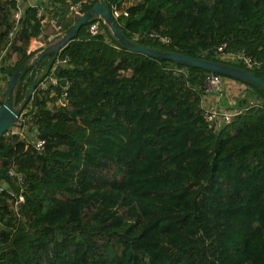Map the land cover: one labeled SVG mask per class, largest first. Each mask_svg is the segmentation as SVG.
I'll use <instances>...</instances> for the list:
<instances>
[{"label":"trees","instance_id":"1","mask_svg":"<svg viewBox=\"0 0 264 264\" xmlns=\"http://www.w3.org/2000/svg\"><path fill=\"white\" fill-rule=\"evenodd\" d=\"M44 1L43 16L28 5L16 22L15 4L0 0V106L21 70L10 99L26 133L0 140V264H264V90L227 77L245 88L226 100L229 122H208L200 96L211 72L133 52L96 15L32 61L45 18L67 34L80 18L72 5L130 2ZM127 10L113 18L130 42L264 79V0H139ZM8 47L16 60L1 58ZM51 74L64 90L40 87Z\"/></svg>","mask_w":264,"mask_h":264},{"label":"water","instance_id":"2","mask_svg":"<svg viewBox=\"0 0 264 264\" xmlns=\"http://www.w3.org/2000/svg\"><path fill=\"white\" fill-rule=\"evenodd\" d=\"M99 15L101 16L110 26L113 31L114 36L120 42L123 47L128 48L133 52L142 53L153 58H162L166 60H170L176 63H181L186 66L201 68L203 70L209 71L211 73H216L222 75L224 77H230L233 79L242 80L245 82H249L261 89L264 90V79L259 78L253 71H250L245 68L231 66L229 64L211 61L203 58H194L180 52L169 51V50H156L149 46L137 45L130 42L123 34V31L120 27L116 26L115 19L111 14L110 5L106 2L99 1L97 2L92 9L87 11L83 16L79 18V20L75 23L72 29L64 35L62 40L58 43L52 45L50 48L46 49L42 55L38 58L37 61H40L45 55L48 53L60 50L65 47L71 40H73L77 32L85 25L88 21H90L93 16ZM21 70L16 71L11 77L9 86H8V98L4 101V103L0 106V140L5 135L7 131H9L13 127H21L22 124H18V119L20 118V114L18 110L13 106L10 96L13 94L17 81L19 79ZM133 74V71L130 72ZM62 85L66 84V80H61ZM37 84L32 86L30 93L26 98V102L33 96L36 90ZM5 188V185H3Z\"/></svg>","mask_w":264,"mask_h":264},{"label":"built area","instance_id":"3","mask_svg":"<svg viewBox=\"0 0 264 264\" xmlns=\"http://www.w3.org/2000/svg\"><path fill=\"white\" fill-rule=\"evenodd\" d=\"M10 2L14 3L16 6V11L14 14V20L16 22H18L22 16V13L24 11V9L26 8V6L28 5H32L36 8L37 11V15L39 17L43 16L45 14L44 12V8L43 6L40 4L43 0H9ZM84 2H86V0H84ZM128 6L123 5V6H119L117 4L113 5V7H110L111 9V14L112 16H114L115 18H118L121 15H128V10H127ZM72 11L75 15H79L80 17L83 16L86 12H84L82 10V3L79 5H72ZM98 18H102L99 15H96ZM47 19L45 18L43 20V22H46ZM49 23L55 28H58L59 30L62 29V26H58L56 24V18H52L51 21H49ZM50 24H47L45 26V28L43 29L42 33L40 34V36H38L37 38H35L34 42L37 43L36 46L33 44V42H31V46H30V51H35L36 49H41V47L43 48V46L40 44L43 41L44 36H46V32H47V27L50 26ZM87 30L89 31V33L93 36L100 34L101 32V20L100 19H96L93 23H90L87 27ZM152 37L155 38H159L162 42H167L168 38L166 37H161L158 34H152ZM9 37L11 39L14 38V32H10ZM64 37V35H63ZM62 37V38H63ZM33 41V40H32ZM220 49H223L222 47ZM224 58H228V59H235L238 58V56L234 55V54H223ZM240 58L244 59V61L246 62L247 65H252V61L250 58L246 57V56H239ZM65 60H61L60 58L57 59L56 61V65L53 67V70H56L57 66L64 63ZM227 81L225 82L224 76L216 74V73H210L205 77L204 80V85H203V92L200 96V104H201V109H202V113H203V117L206 121L208 122H217L218 118H222L223 120H229L231 119V117L233 116L232 113H228L226 111H220L218 110L217 106H208L205 103V98L211 96L212 94L215 93H221L225 87L226 88H230L227 87ZM48 85H53L54 87L59 86V80L55 78V76L53 74L50 75V78L48 80L47 83H41L40 87L41 88H46ZM60 87V86H59ZM63 87V86H61ZM65 89V88H64ZM63 89V90H64ZM228 121V122H229ZM227 122V121H226ZM21 129L20 127H13L11 128V133L15 134L20 132ZM44 141L40 140L37 142V147L39 149L43 148L44 145ZM21 200H23L22 197H20Z\"/></svg>","mask_w":264,"mask_h":264},{"label":"rangeland","instance_id":"4","mask_svg":"<svg viewBox=\"0 0 264 264\" xmlns=\"http://www.w3.org/2000/svg\"><path fill=\"white\" fill-rule=\"evenodd\" d=\"M44 1V0H43ZM42 1V3H44ZM48 1V0H47ZM139 0H130V2L126 5V6H130L131 4H135L136 2H138ZM45 12V11H44ZM71 12H72V15L74 14L72 9H71ZM48 22L51 21V19H48ZM50 24V23H48ZM54 29V30H53ZM53 30V33H51V31ZM67 31V28L65 29H61L59 30L58 28H55L54 25L51 26L50 24V30H49V35L44 39V41H42L40 44L44 47L50 45V44H53L55 43L56 41H58L59 39H61L63 37V35H65ZM35 40L33 39V44L36 46L37 43L34 42ZM38 45V44H37ZM42 48V47H41ZM39 50L40 49H36L35 51V54L34 56L32 57V61L35 60L38 55H39ZM5 57H9L11 58V60H16L18 58V54L17 53H13L12 49L10 47H8L1 55V58L5 59ZM53 56L50 55V56H47L43 62H42V66L38 69L37 73H40V71H43L45 70L47 67H49L51 65V63L53 62ZM230 60V59H228ZM231 61H237V59H232ZM41 75V73L39 74ZM225 79V82L226 80H231L230 78H227V77H224ZM235 83V86L232 88V86H229L227 85V87H230V88H226L221 92V93H215V94H212L211 96H209L208 98H205V103L208 105V106H217L218 107V110L220 111H226L228 113H232L234 114L233 110L232 109H229L227 108L228 107V102H226V100L230 101L231 104H233V102H235V99H237L239 97V94L241 92H243L242 90H244L245 88V85L244 84H240L238 82H234ZM1 84H3V88H4V82L2 81ZM60 89H63V87H59ZM63 96V95H61ZM217 98H219L220 100H216ZM63 103V100L62 98H60L59 102H58V105H61ZM225 104V105H224ZM222 121H229V120H223L222 118H218L217 119V126H221L223 124ZM20 125V124H19ZM229 131H232V129L230 128ZM19 134H21V136H25V132L22 133V131L18 132Z\"/></svg>","mask_w":264,"mask_h":264},{"label":"crops","instance_id":"5","mask_svg":"<svg viewBox=\"0 0 264 264\" xmlns=\"http://www.w3.org/2000/svg\"><path fill=\"white\" fill-rule=\"evenodd\" d=\"M52 26V25H51ZM49 30H50V26L49 27H47V34H46V36H44V38H43V41H44V39L49 35ZM51 33H53V31H51ZM234 82H236V81H234L233 79H231V80H228L227 81V84L229 85V86H232V88L235 86V83ZM234 85V86H233ZM208 98V97H207ZM216 100H220L219 98H217Z\"/></svg>","mask_w":264,"mask_h":264}]
</instances>
